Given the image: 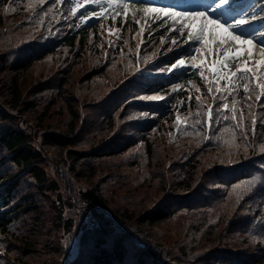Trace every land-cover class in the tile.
Masks as SVG:
<instances>
[{"label": "trees", "instance_id": "obj_1", "mask_svg": "<svg viewBox=\"0 0 264 264\" xmlns=\"http://www.w3.org/2000/svg\"><path fill=\"white\" fill-rule=\"evenodd\" d=\"M83 2L0 0V70L44 67L28 88L0 78V264H264V96L160 71L191 45L135 39L126 19L104 33L111 14L86 22ZM233 4L262 40L264 0Z\"/></svg>", "mask_w": 264, "mask_h": 264}, {"label": "snow or ice", "instance_id": "obj_2", "mask_svg": "<svg viewBox=\"0 0 264 264\" xmlns=\"http://www.w3.org/2000/svg\"><path fill=\"white\" fill-rule=\"evenodd\" d=\"M41 4L45 2V0H39ZM120 3L122 9L126 12L128 9V4L131 0H109V7L112 6L113 3ZM88 3H101V0H84L83 3H79L77 5L78 8H83L85 4ZM230 5V0H213V4L209 6V12L212 14L220 12V17H214V15H210L209 12H178L174 8L159 6L155 4H143L139 9L144 13L145 16H148L150 13H155L156 18L160 19L161 17H167L172 20V25H169V28H172L175 33L178 34L179 40L185 44L191 42L192 44H198L199 47H195L193 49V53L190 54L186 59L181 58L178 59L175 63H173L170 67L162 68L160 71L162 72H173L181 71L185 69L186 64H190L191 67H200V64L197 63V53H200L203 49H207L210 45L206 42L210 41L211 44L215 45V49L217 52L222 51L223 56L218 61V70L214 75L220 77L221 79H225L229 85H232V79L235 78L240 80L241 78H246V82L242 84L243 91L245 94H250L249 85L251 83H255V88L251 89V91L259 90V94L257 95V99L259 100L262 96H264V33H257L262 37V40L253 41L251 36L245 37L235 33L236 29L241 28L243 25L248 24L250 21H255L257 19L256 16H248L247 13L240 16L239 18L222 21V17L227 15L225 10L226 6ZM106 12L105 8H101L100 12H93L92 16L104 15ZM73 13H75V9H73ZM200 21L198 27L194 26L195 21ZM179 24V27L173 28V25ZM216 29H223L224 32L227 33L226 36L218 37L216 33ZM167 30V29H166ZM231 30V31H230ZM142 31V29H141ZM237 41H239L242 45H251L253 48L258 50L260 60L254 61L252 67H247V60L244 61L243 64H236V71L231 72H221L220 69H228L229 63L232 61L239 60V56L231 55L233 49L237 46ZM172 44L177 45V39H172ZM248 59H252L251 55H249ZM259 64L261 67V71L258 73L255 67L256 64ZM203 76V73H201ZM209 92L212 89L208 90ZM219 91V89H217ZM141 99L147 100H163V96L153 95L150 97H143ZM225 109L228 108V105H223ZM235 111V108H233ZM142 115L147 116V113H143ZM209 124L212 121L211 112H209ZM233 119H236L233 116ZM177 124L181 123L179 117H177ZM260 150L264 152V145L261 146ZM261 223H264L262 221Z\"/></svg>", "mask_w": 264, "mask_h": 264}, {"label": "rangeland", "instance_id": "obj_3", "mask_svg": "<svg viewBox=\"0 0 264 264\" xmlns=\"http://www.w3.org/2000/svg\"><path fill=\"white\" fill-rule=\"evenodd\" d=\"M198 1L199 0H157V1L156 0H144V1L133 0V1L129 2L128 9L125 12L122 9V6L120 3H118V2L113 3L112 6L109 7L108 6L109 0H101V3L97 4V9L94 12L99 13L101 8L103 7L106 9V12L104 15H107L104 18L110 17V14H111V22H106V21L104 22V27H105L104 33H108L110 35L114 34L116 32V30H115L116 27H118L117 25L124 24V21L126 19V21H128L127 28L129 26V24H132V26H133L132 27L134 29L133 34L136 35L135 39L137 37L141 36L147 30H154V31L160 32L157 35L159 38V41L160 40H169L170 43H172V39L176 38L177 44H182L184 48L191 45V47L194 49L195 47H199V45L198 44H192L191 42H189L187 44L181 42L179 40L178 34L175 33L172 28L168 27L169 25H172L171 19H169L167 17H161L160 19H157L155 13H150L148 16H145L142 11L135 10V9H139L143 4L147 3V4H155V5H159V6L171 7V8H174L178 12H188V13L209 12V11H204L202 5H200L198 3ZM166 2H170L171 6L165 5L164 3H166ZM172 6H177V7H172ZM209 14H210V12H209ZM104 15L92 16V13H90L84 17V20L86 22L95 21L94 23L100 24V23H102V22H100V18ZM213 15H214V17H220V15H218L217 13L213 14ZM228 20L229 19L225 20L222 17V21H228ZM199 24H200V21H198V20L194 22L195 27H198ZM179 26H180L179 24H176V25H173V28L179 27ZM141 29H142V31H141ZM216 33H217L218 37H223V36L227 35V33L224 32L223 29H216ZM235 33L244 36V34L239 33L237 31V29L235 30ZM147 38H148L147 36H144V37L142 36L140 38L141 42L146 41ZM253 41H254V39H253ZM206 42H208L210 46L207 49H203L200 53L196 54L197 55V63L200 64V67H195V68H197L198 72L203 73L205 75H208L209 77L215 79L219 83L228 84L225 79H221L220 77L214 75V73H216L218 70V61L222 58L223 52L222 51L217 52V50L215 49V45L211 44L210 41H207V36H206ZM138 55H139V53L136 55V57L134 59L135 64L139 62ZM231 55L239 56L240 59L230 62L229 68L228 69H220L221 72L236 71L237 70L236 64H243L245 60H247V67H252L254 61L260 60V56H259L257 49L253 48L251 45H242L239 41H237V46L235 49H233V51L231 52ZM249 55H251L252 59H248ZM186 58H188V57H186ZM186 58H184V59H186ZM186 66H191V65L186 64ZM37 67L38 66H34V67L28 69L27 71L21 72V73L6 72L3 70H0V78H2V79L6 78V81L8 84V82L11 80V78H13V76H15L16 78L19 77L21 86L25 85L26 88H28L30 84H33L37 80H39V73L41 71H43V69H44V67L42 66L40 71H38ZM255 67L259 73L261 71L260 65L257 63L255 65ZM192 68H194V67H192ZM235 80L240 81V80L233 78L232 82H234ZM1 85L2 84H0V87H1ZM1 94H3V92H1ZM2 100L5 102L6 105L8 104L9 99L3 98ZM25 116L28 118L29 122L31 124H33L32 118L30 117L28 112L25 113ZM2 124H4V123H2ZM207 144H208V142H206V145ZM231 151L232 152H225V150L222 148L221 150L218 149V150H214L213 152L214 153H221V152L225 153L226 157L224 158V160L226 161V165H228L230 163H233L238 157L236 155V152H233L234 151L233 149H231ZM51 169L52 168H47V175L53 178L55 173ZM48 205H49L48 203H46L45 205H40L38 207V211L36 210L34 212H36V213L42 212L44 214H48L49 210L46 209V207ZM16 218L17 219L23 218L22 215L19 214V211L16 213ZM27 218L29 220H33V217L29 212L27 213ZM32 224H34V223L32 222ZM3 225H4L3 220H0V227H3ZM70 232L71 231H69V232L67 231V233L64 235V237L62 239L63 245L69 244V243H67V237L70 236V234H71ZM70 243H71L70 250L69 249L68 250H69V260L71 261L74 259V257L77 255V252H78V238H76V237L71 238ZM32 257L33 256L25 255L23 258H24V260H26V259H29Z\"/></svg>", "mask_w": 264, "mask_h": 264}]
</instances>
